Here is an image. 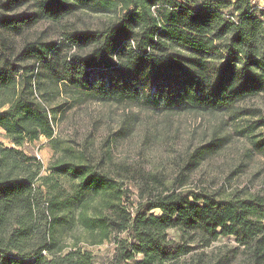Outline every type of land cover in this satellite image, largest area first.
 Here are the masks:
<instances>
[{"label": "trees", "instance_id": "trees-1", "mask_svg": "<svg viewBox=\"0 0 264 264\" xmlns=\"http://www.w3.org/2000/svg\"><path fill=\"white\" fill-rule=\"evenodd\" d=\"M5 1V12L34 11L0 15V130L13 146L0 145V264H97L62 242L74 228L90 246L112 241L109 264H176L194 236L204 247L232 237L250 264H264L262 197L220 200L156 181L134 208L124 182L103 171L66 155L43 177L20 149L41 137L53 143L50 109L37 100L46 80L78 100L163 112L219 113L264 95V10L252 0ZM78 13L107 21L64 33L58 44L27 38L11 47L31 27ZM253 145L264 156V135ZM55 176L70 179L71 190Z\"/></svg>", "mask_w": 264, "mask_h": 264}, {"label": "rangeland", "instance_id": "rangeland-1", "mask_svg": "<svg viewBox=\"0 0 264 264\" xmlns=\"http://www.w3.org/2000/svg\"><path fill=\"white\" fill-rule=\"evenodd\" d=\"M5 2L0 0V15L6 17L34 11L29 7L5 12L2 9ZM252 3L264 10V0ZM105 21L107 17L89 13L75 14L61 24L44 21L11 40V47L19 50L27 38L58 44L64 33L95 29ZM40 91L37 100L50 109L53 120V143L41 137L20 149L39 161L43 177L49 175L50 164L70 155L69 159H79L124 182L134 208L144 196L145 187L154 186L156 181L166 188L203 191L220 200L234 196L264 198V156L260 147L253 145L264 135L262 94L224 112L194 114L163 112L139 102L103 105L78 100L72 92L56 93L53 83L47 80ZM212 141L214 151L205 155L206 149L197 152ZM0 145L13 147L1 130ZM54 179L67 192L71 190L70 179L57 176ZM168 236L178 240L174 232L169 231ZM81 237V229L74 228L62 237V242L68 246L76 244L77 249L91 253L97 264H109L114 249L112 241L90 246ZM192 239L194 242L189 244L192 251L176 264L251 263L248 250L237 247L232 237L219 238L207 247L202 246L199 236Z\"/></svg>", "mask_w": 264, "mask_h": 264}]
</instances>
